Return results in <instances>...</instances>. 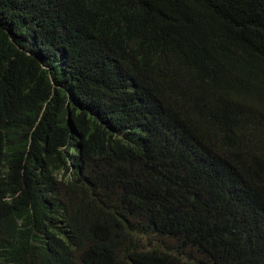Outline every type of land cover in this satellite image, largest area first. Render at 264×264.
I'll return each mask as SVG.
<instances>
[{
	"label": "trees",
	"instance_id": "trees-1",
	"mask_svg": "<svg viewBox=\"0 0 264 264\" xmlns=\"http://www.w3.org/2000/svg\"><path fill=\"white\" fill-rule=\"evenodd\" d=\"M142 235L264 264V0H0V264Z\"/></svg>",
	"mask_w": 264,
	"mask_h": 264
},
{
	"label": "rangeland",
	"instance_id": "rangeland-1",
	"mask_svg": "<svg viewBox=\"0 0 264 264\" xmlns=\"http://www.w3.org/2000/svg\"><path fill=\"white\" fill-rule=\"evenodd\" d=\"M130 222H133V220H130ZM139 245V249L145 252L150 249L167 250L169 251V254L179 259L181 264H190L192 262H197L198 260L195 259V254L192 255L188 250L178 251L177 244L170 240H158L152 236L142 235L140 237Z\"/></svg>",
	"mask_w": 264,
	"mask_h": 264
}]
</instances>
